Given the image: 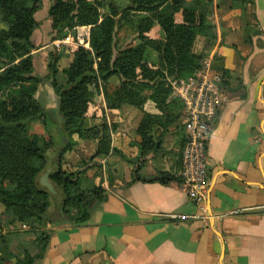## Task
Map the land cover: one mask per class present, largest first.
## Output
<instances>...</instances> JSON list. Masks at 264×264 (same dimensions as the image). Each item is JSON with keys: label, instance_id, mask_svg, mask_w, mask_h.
Here are the masks:
<instances>
[{"label": "crops", "instance_id": "1", "mask_svg": "<svg viewBox=\"0 0 264 264\" xmlns=\"http://www.w3.org/2000/svg\"><path fill=\"white\" fill-rule=\"evenodd\" d=\"M213 2L217 40L209 58L212 63L217 54L228 72L225 99L216 107L207 142L206 214L189 196L181 176L186 129L175 125L165 132L160 129L162 143L143 155L139 144L143 135L137 130L143 111L162 114L163 110L150 99L142 110L129 104L107 105L102 94L91 100L86 122H100L103 113L108 122H117L112 145L126 156L95 158L103 165V172L97 173L92 162L82 163L94 153L96 141L67 134L74 146L63 154V169H85L105 198L91 202L89 218L80 225L66 217L59 199H53L45 226L50 231L48 247L34 264H264V0H254L246 8L232 0ZM175 17L182 21L181 12ZM36 18L41 23L37 12ZM40 25L32 35L33 52L38 54L39 73L45 74L48 50L37 40ZM147 35L161 38V27L155 25ZM68 57L66 66L73 55ZM107 84L109 91L117 90L118 76L110 77ZM40 90L45 92L42 98ZM36 96L64 125L51 80L40 85ZM182 113L185 120L184 109ZM162 172L175 179L168 183L155 179ZM136 175L141 178L134 180ZM1 209L5 214L6 208ZM11 210L20 214L17 208Z\"/></svg>", "mask_w": 264, "mask_h": 264}, {"label": "trees", "instance_id": "2", "mask_svg": "<svg viewBox=\"0 0 264 264\" xmlns=\"http://www.w3.org/2000/svg\"><path fill=\"white\" fill-rule=\"evenodd\" d=\"M126 1L123 6L108 1L109 11L103 14L100 7L104 3L100 0H52L48 14L55 37L65 36L77 26H90L89 47L79 44L73 50L72 59L62 69L66 80L59 82L57 66L63 54L48 51L46 73L40 74L38 54L33 52L32 35L40 25L36 12L41 0H0V16L6 25L0 27V202L7 211L19 209L18 216L12 211L11 215L8 213L12 222L18 218L29 225L26 233L21 229L5 231L0 212V264H34L43 258L50 238L45 226L53 199H59L57 204L66 217L80 225L89 218L91 202L105 198L94 176L87 175L85 169H63V154L74 146L72 139L59 147L53 134L29 133L28 124L33 119L48 126L52 122V110L36 96L44 81L51 80L59 99V114L64 118V130L60 133H76L82 139L96 141L91 160L112 154L126 156L112 145L117 122H108L105 113L98 123L86 122L91 100L102 94L107 105L129 104L142 110L150 99L163 110L162 114L143 111L137 127L143 135L139 143L143 155L156 151L162 143L160 129L165 132L171 125L185 128L184 103L174 93L170 78L192 74L204 66L217 40L214 2ZM232 2L246 8L254 0ZM178 12L182 13L181 22L176 21ZM127 23L138 41L116 48V32ZM155 25L161 27V38L147 35ZM199 37L205 45L196 51ZM153 53H157V59ZM212 66L226 78L228 71L217 54L212 58ZM114 75L119 78V86L109 91L107 83ZM109 167L107 164L108 171ZM48 169L55 191L41 183V176ZM140 178L136 175L133 179ZM155 179L168 183L175 178L162 172ZM31 234L34 238L25 237ZM34 249L38 250L33 253Z\"/></svg>", "mask_w": 264, "mask_h": 264}, {"label": "built area", "instance_id": "3", "mask_svg": "<svg viewBox=\"0 0 264 264\" xmlns=\"http://www.w3.org/2000/svg\"><path fill=\"white\" fill-rule=\"evenodd\" d=\"M68 38L55 43L67 42ZM211 64V59L207 58L204 66L192 74L170 76L174 93L183 101L185 111L187 138L182 148L181 176L189 196L200 204L204 215L209 183L207 142L216 107L225 99V78L222 71L213 69ZM172 216L181 220L188 218V215Z\"/></svg>", "mask_w": 264, "mask_h": 264}, {"label": "rangeland", "instance_id": "4", "mask_svg": "<svg viewBox=\"0 0 264 264\" xmlns=\"http://www.w3.org/2000/svg\"><path fill=\"white\" fill-rule=\"evenodd\" d=\"M52 0H41V5L39 9L37 10V17L38 19L41 20V25L40 29L37 31V40H39L40 44H45L46 43V50L48 51H53V52H60L63 54L61 59L58 62V72H57V79L59 82H63L66 80V75L63 72L62 69H60V66L65 65L69 61L70 54L73 55V50L79 45L82 44L84 46L89 47V29L90 26H77L73 29H70L68 33L65 36L62 37H55L53 31H50V18L48 14V5L51 3ZM104 4L100 7L101 12L107 13L109 11V6L106 4L110 0H100ZM115 3L120 4L121 6L127 5L126 0H114ZM47 9V10H46ZM215 10V9H214ZM5 19L3 16H0V27H5ZM52 30V29H51ZM51 34H50V33ZM67 39V42H61L60 44H56L58 40H63ZM201 38V37H199ZM198 38V39H199ZM115 40H116V48H119L120 46H126V45H131L135 44L138 40L136 38V33L132 29L130 23L125 24L121 29H118L115 35ZM202 45H205V42L203 43L200 39L195 44V48H198V51H201ZM200 47L202 49H200ZM114 48V55L117 53V49ZM210 55L208 56L209 59ZM157 59V58H156ZM207 60V59H206ZM205 64V63H204ZM212 65V64H211ZM66 66V65H65ZM64 66V67H65ZM202 68V67H201ZM200 68V69H201ZM213 69L218 70L212 66ZM117 77V76H116ZM39 90V89H38ZM45 92L39 91L38 96L40 98L43 97ZM55 113H52L51 118L52 122L50 121L49 126L46 125L43 121L39 119H33L29 122L28 124V129L29 133H39L41 135L49 136L51 134L54 135L56 145L59 147L61 145H64L66 142L72 139V137L67 136L68 133H63L61 134L60 131L64 130L62 124H58V121L56 120L57 115H54ZM56 117V118H55ZM89 162H92V167H94L95 172L97 173H102L103 172V165L100 164V162L91 160L89 158H84L82 159V163L88 165ZM90 165V166H91ZM89 166V167H90ZM106 168V166H105ZM17 207V206H16ZM5 208V206L0 202V209ZM12 208H9L6 213H9ZM2 210V209H1ZM5 213V214H6ZM3 214V222L5 228L10 229H21L25 230L24 233L28 232V226L24 225L21 220L18 218L13 222L11 220V216H6L4 213ZM27 236V235H26Z\"/></svg>", "mask_w": 264, "mask_h": 264}, {"label": "water", "instance_id": "5", "mask_svg": "<svg viewBox=\"0 0 264 264\" xmlns=\"http://www.w3.org/2000/svg\"><path fill=\"white\" fill-rule=\"evenodd\" d=\"M41 183L46 185L49 190L55 191L52 182L49 180V169L46 173L41 176Z\"/></svg>", "mask_w": 264, "mask_h": 264}]
</instances>
